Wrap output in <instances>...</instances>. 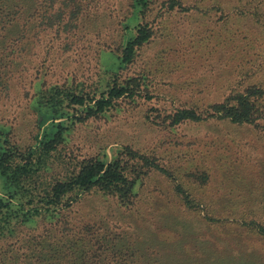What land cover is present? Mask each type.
Here are the masks:
<instances>
[{
	"label": "rangeland",
	"instance_id": "374dc122",
	"mask_svg": "<svg viewBox=\"0 0 264 264\" xmlns=\"http://www.w3.org/2000/svg\"><path fill=\"white\" fill-rule=\"evenodd\" d=\"M171 1L143 0L144 14L128 17L131 0H89L79 15L80 26L71 31L28 28L19 42L0 46V53L8 47L13 54L21 51L16 64L0 61V75L7 81V87L0 86V139L7 141L3 144L14 156L23 155L17 161L64 120L43 119L37 112L38 104H31L36 86L80 91L92 103L108 85L136 78L134 102L121 98L107 118L74 121L69 141L52 153V169L40 180L52 184L71 177L88 159L118 158L128 167V177L138 179L132 204L117 210L111 200L90 195L67 215L81 216L76 220L82 223L98 222L91 218L94 214L112 215L108 223L116 233L123 230L130 239L147 240L138 241L141 254L136 253L152 257L146 264H171L161 259L160 249L174 242L181 250H191L194 241L203 238L218 237L224 243L227 236L240 238L242 230L234 227L235 221L264 219V0ZM140 24L149 30L148 38L137 46L132 62L121 66L120 44L135 38ZM250 86L261 92L249 94L263 111L256 124L172 121L178 110L202 113ZM177 183L200 208L180 209ZM4 190L0 179V197ZM164 205L176 208V214L169 210L168 222L174 217L186 222L188 231L182 236L178 230L183 224L174 225L171 232L161 226ZM27 217L12 220L13 231L0 237V264L28 263L22 262L27 244H41L34 250L41 255L37 260L57 256L54 242L43 241L49 221L26 223ZM152 233L162 235L158 242L148 240ZM165 235L170 236L162 239ZM226 244L234 251L239 248ZM244 244L250 259L264 254V243L255 236L244 238ZM182 262L197 264L194 259Z\"/></svg>",
	"mask_w": 264,
	"mask_h": 264
},
{
	"label": "trees",
	"instance_id": "16d2710c",
	"mask_svg": "<svg viewBox=\"0 0 264 264\" xmlns=\"http://www.w3.org/2000/svg\"><path fill=\"white\" fill-rule=\"evenodd\" d=\"M88 1L0 0V46L5 43L19 42L28 28L46 26L48 29H53L62 27L63 30L70 28L67 31H71V28L80 26L79 15L81 10L86 8ZM132 1L130 4L131 12L127 14L128 17L129 15L138 16V12L141 11V15H143L145 6L140 5L143 0ZM171 3L177 4V1L173 0ZM138 19L141 20V18ZM144 28L146 26L140 24L138 35L130 39L127 45L120 44L122 50L117 59L121 60V66L124 65L125 67L126 64L132 62L137 46L148 38L150 32ZM20 52L13 54L11 47L4 48L0 53V61L16 64L14 58L18 57ZM0 86L7 87V81H4L1 75ZM107 87L108 89L104 91L105 95L102 92L98 99L90 103L88 97L82 95L80 91L75 94L58 86H51L46 90L36 86L31 104L33 106L38 104L39 110L37 112L43 119L44 117H52V119L64 118V120L54 125L52 134L45 133L38 147L31 150L27 149L26 155L19 161L17 158L23 155L14 156L3 144L7 141L0 139V179L5 189L4 194L0 197V216L2 219L0 237L5 232L11 233L13 231L10 226L12 220L21 222L19 221L20 217L28 216L24 218V221L34 224L37 218L45 219L49 221V225L43 233L47 236L43 241L52 240L57 249L55 258L46 257L37 260L36 258H40L41 255H36L34 250L41 244H27L26 252L22 256V262L29 260L26 264H114V262L118 264H127L128 262L146 264L149 259H152L149 254L146 257L136 255V253H140L137 247L138 241L144 240L148 243L146 239L139 236L130 239L125 236L127 233H122L123 230L118 233L113 230L108 223L113 217L112 215L108 214L107 217L100 214H94L92 217L90 215L91 218L99 219L98 222L94 223H82L76 220L82 218L81 216L74 219V217L67 215V213L72 214L75 206L80 201L88 199L90 195L104 201L111 200L117 210L127 208L132 204L139 192L138 179L128 177V167L122 165L118 158L110 162L101 161L98 158L88 159L79 164L78 171L71 177L65 176L61 180H55L52 184H46L40 180L43 173L52 169L50 164L53 157L52 153L57 150L58 145L69 141L70 128L75 120L82 122L90 118H107V112L118 106L117 101L119 99L128 98L134 102L133 98L137 96V90H139L136 78L128 79L124 85L114 82ZM250 93L261 92L255 86H250L239 95L236 96L235 94V97L229 95L221 103L210 105L202 113L195 109L178 110L171 117L172 121L175 123L183 120L203 122L208 119H216L233 126H251L256 124V121L263 115V111H260L259 107L255 105L256 99H250ZM203 114L206 115L202 117ZM132 155L137 157L135 153ZM137 158L140 159L141 157ZM159 171L163 175L164 171ZM174 190L180 196V209L200 208L199 203H193L194 201L189 198V194L181 185L177 183ZM169 210L176 214L175 207L164 205L159 212V219L163 223L161 226L166 230L168 228L171 232L174 225L183 224L185 226L179 225L181 230H178V236H182L188 231L187 224L183 220H179V222L177 217L168 222ZM254 218L248 217L247 220L242 219L241 221L233 220L236 222L234 227L242 230L240 238L227 236L224 243L218 237H214L213 240L198 239L194 241L195 245L191 250H181L174 242L168 247L165 246L160 249L163 250L160 251V257L171 264H183L182 261L188 259H194L197 264H264V254L257 255V259L253 260L248 257V253H245V249L250 248L248 245L245 246L244 238L255 236L256 242L262 240L264 243V219L259 218L257 220ZM71 221L75 223L68 227ZM169 236L165 235L162 239H167ZM160 237L162 235L152 233L148 240L152 239L151 242L154 243L158 242ZM229 238L232 239L229 240ZM226 243L238 244L239 248L242 246L240 253L236 254L239 248L234 251ZM109 258L113 262H106Z\"/></svg>",
	"mask_w": 264,
	"mask_h": 264
}]
</instances>
